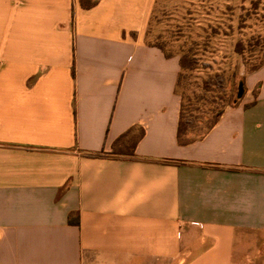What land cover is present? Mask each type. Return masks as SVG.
Instances as JSON below:
<instances>
[{"label":"crops","instance_id":"crops-1","mask_svg":"<svg viewBox=\"0 0 264 264\" xmlns=\"http://www.w3.org/2000/svg\"><path fill=\"white\" fill-rule=\"evenodd\" d=\"M170 3L0 0V264H264V64L178 144Z\"/></svg>","mask_w":264,"mask_h":264},{"label":"rangeland","instance_id":"rangeland-1","mask_svg":"<svg viewBox=\"0 0 264 264\" xmlns=\"http://www.w3.org/2000/svg\"><path fill=\"white\" fill-rule=\"evenodd\" d=\"M194 2L171 0L169 5L160 6V17L153 22L148 37L171 54L187 55L196 62L194 68L182 71L178 93L185 110L200 121L196 128L201 131L203 118L214 111L213 101L225 94L238 99L244 93L246 75L264 64V3ZM216 75L222 76V86L205 90L204 81Z\"/></svg>","mask_w":264,"mask_h":264},{"label":"trees","instance_id":"trees-1","mask_svg":"<svg viewBox=\"0 0 264 264\" xmlns=\"http://www.w3.org/2000/svg\"><path fill=\"white\" fill-rule=\"evenodd\" d=\"M92 5H93V3H90L88 6H92ZM237 52H240L239 48H237ZM195 63L196 62L194 60L190 59L187 55H181L180 56L179 65H180L181 71L178 75V79H177V83H176V93H178V86L180 85V78L182 75V71L185 69L194 68ZM223 83H224V80H223L222 76L216 75L214 78H208L207 80H205L203 83V88L205 90H210V88L213 87L214 85L218 84L219 86H222ZM243 89H244V86H243ZM178 95H180V94L178 93ZM241 97L236 99V97L233 94H231V95L225 94V96L223 98L219 97L216 99V102L213 101V103L216 104L214 111L212 112L210 117L203 118L204 127H203V130H201V131L197 130V128H196L200 121L198 122L194 116H192L191 114H189L185 110L184 102H183V99L181 97L182 102H181L178 127H177L178 144L187 145V144H190L197 139L202 138L216 124V122L219 120L220 116L222 115L223 110L227 106L237 105L239 103ZM200 98H204V96H201ZM206 99H208V98H206ZM217 100H218V102H217ZM210 103H212V101H210ZM136 142H137V139L134 140L132 142V144H130L129 150H126V149L117 147V144L119 143V140H117L116 143L114 144V152L115 153H128L129 155H132L133 149L136 145ZM69 222L71 224H76V225L78 223V221L74 220V219H70Z\"/></svg>","mask_w":264,"mask_h":264},{"label":"water","instance_id":"water-1","mask_svg":"<svg viewBox=\"0 0 264 264\" xmlns=\"http://www.w3.org/2000/svg\"><path fill=\"white\" fill-rule=\"evenodd\" d=\"M241 95L238 96V98H240Z\"/></svg>","mask_w":264,"mask_h":264}]
</instances>
